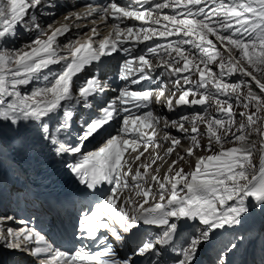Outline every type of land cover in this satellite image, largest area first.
<instances>
[{
	"label": "snow or ice",
	"instance_id": "6c2138e0",
	"mask_svg": "<svg viewBox=\"0 0 264 264\" xmlns=\"http://www.w3.org/2000/svg\"><path fill=\"white\" fill-rule=\"evenodd\" d=\"M59 7V0H0V167L10 159L19 176L15 154L48 157L91 194L102 195L70 226L66 238L79 247L60 250L24 220L19 229L0 228V243L39 264H201L208 251L214 253L211 264H234L247 238L238 229L253 213L264 214V164L257 171V143L250 140L259 137L264 155V0H87L79 5L83 11L64 16L71 25L53 29L41 23L46 14L58 19ZM83 22L90 23L84 27L91 35L78 33L61 48L58 39ZM109 25L112 31L104 36L100 28ZM18 29L34 35L9 48ZM80 35L87 36L85 43ZM113 54L122 57L117 79L124 86L111 88L117 94L108 98L111 86L101 79L99 63ZM213 103L216 114L208 115ZM196 106L204 111L192 113L191 120L188 113L170 119L156 110ZM161 132L171 145L166 157L182 138L190 146L170 162L158 154L141 162L131 180L143 202L122 199L118 193L130 187L132 173L125 153L130 149L133 162L141 161L150 145L158 146ZM94 141L102 143L88 150ZM197 151L210 154L196 157L194 170L184 172L185 156ZM158 158L163 163L153 172L166 167L163 180L148 171ZM10 194L0 190V196ZM149 197L158 201L149 205ZM226 233L233 235L225 239Z\"/></svg>",
	"mask_w": 264,
	"mask_h": 264
},
{
	"label": "rangeland",
	"instance_id": "374dc122",
	"mask_svg": "<svg viewBox=\"0 0 264 264\" xmlns=\"http://www.w3.org/2000/svg\"><path fill=\"white\" fill-rule=\"evenodd\" d=\"M195 55V54H194ZM257 75L259 76V73H257ZM235 79V78H233ZM243 79V78H241ZM26 89H22V91H25ZM245 91H247V88H245ZM259 94V92H257ZM234 110H243L242 108L236 107L234 105ZM254 110V109H253ZM204 109H200V112H203ZM216 111H212L208 109V115H215ZM261 115H264V113H261ZM239 119V118H237ZM252 141L257 143V151H255L253 153L252 156V163L256 166L257 171L259 170V168L261 167L262 164H264V155H262L261 151L259 150V144H258V137L257 136H252ZM234 145L232 144H226L225 147H233ZM205 154L209 155L210 153L204 151ZM261 156H263V158L261 159ZM251 226V225H250ZM239 232V231H238ZM239 233L245 234L246 235V242L243 244V246L241 247L238 256H237V260H236V264H246V256H248V262L247 264H260L261 258L262 256H264V231L263 232H256V231H252V232H247V231H240ZM231 235H233L232 233H226L225 234V239H228L231 237ZM259 235L260 239L257 243V248L255 251V257L251 256V252L248 251L249 245H247V240L251 239L253 237L257 238ZM210 257L213 259L214 258V253L210 252ZM257 260V261H256Z\"/></svg>",
	"mask_w": 264,
	"mask_h": 264
},
{
	"label": "bare ground",
	"instance_id": "6f19581e",
	"mask_svg": "<svg viewBox=\"0 0 264 264\" xmlns=\"http://www.w3.org/2000/svg\"><path fill=\"white\" fill-rule=\"evenodd\" d=\"M55 19H57V18H55ZM89 26H91L90 23H89ZM101 28H103V26H101ZM4 139H6V141H8V137L7 136H5ZM131 160L134 161V158H131ZM133 167H137V164L133 165L131 168L133 169ZM149 169L152 170V168H149ZM150 200L153 201L152 199H150ZM10 253H20V252H16V251L9 250L8 251V254H10ZM9 256L12 257L11 255H9Z\"/></svg>",
	"mask_w": 264,
	"mask_h": 264
},
{
	"label": "trees",
	"instance_id": "16d2710c",
	"mask_svg": "<svg viewBox=\"0 0 264 264\" xmlns=\"http://www.w3.org/2000/svg\"><path fill=\"white\" fill-rule=\"evenodd\" d=\"M262 82H264V81H262ZM252 91H254V92H259V88L256 87V86H254V85L252 84ZM258 139H259V137H258ZM250 140L252 141V138H251V137H250Z\"/></svg>",
	"mask_w": 264,
	"mask_h": 264
}]
</instances>
